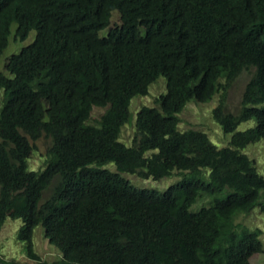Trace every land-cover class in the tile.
<instances>
[{
  "label": "trees",
  "instance_id": "trees-1",
  "mask_svg": "<svg viewBox=\"0 0 264 264\" xmlns=\"http://www.w3.org/2000/svg\"><path fill=\"white\" fill-rule=\"evenodd\" d=\"M11 24L14 39L35 36L0 71V228L21 220L27 256L39 260L40 225L61 256L52 264H251L261 230L234 221L264 212V175L243 151L264 140V0H0V55ZM243 72L232 112L227 92ZM161 76L165 91L122 141L131 99ZM216 95L212 118L231 133L221 147L177 128L188 102ZM94 106L104 111L93 121ZM42 137L47 155L32 168ZM176 171L187 175L163 192L119 174ZM198 200L207 205L191 210ZM0 264L17 263L0 253Z\"/></svg>",
  "mask_w": 264,
  "mask_h": 264
},
{
  "label": "rangeland",
  "instance_id": "rangeland-1",
  "mask_svg": "<svg viewBox=\"0 0 264 264\" xmlns=\"http://www.w3.org/2000/svg\"><path fill=\"white\" fill-rule=\"evenodd\" d=\"M118 14L116 12L112 16V23H117ZM111 26V25H110ZM15 25L12 26L11 30L13 32ZM104 32L101 31V34ZM35 36V31H30L29 35L24 40L14 39L10 37L9 44L3 50L0 55V71H3L5 74L8 73L5 70L6 60L11 54L16 53L20 48L28 43H30ZM14 39V40H13ZM28 39V40H27ZM248 74L243 72L238 78H236L231 86L228 89L226 102L227 108L229 111L236 112L240 107V97L245 82L247 81ZM164 83V84H163ZM165 91V78L159 77L156 82L152 83L149 86L147 95H137L134 96L129 105V112L131 114V120L125 124L134 123L135 112L142 105L152 106L154 105L153 100L161 92ZM0 92V97H1ZM218 95L214 96L211 100L204 103H196L190 101L186 104L184 109L178 114L179 123L177 124L179 130H185L189 128L199 129L208 134L210 139L219 147L227 146L230 139L231 133H224L219 126L212 118V109L215 107L218 101ZM103 108L93 107L91 112V119L94 121L100 114L103 112ZM254 125V120L250 119L240 123L237 127V130H244ZM131 125L128 127L122 128V136L125 142H129L132 135ZM36 144V148L33 150V153L29 158V165L32 168H39L43 163V156L47 155V148L49 146V141L46 138H40ZM36 142V143H37ZM126 144V143H125ZM38 149V150H37ZM250 158L254 159L257 171L264 175V140L260 139L254 143L248 144L243 150ZM35 152V153H34ZM44 153V154H43ZM106 168L114 170V164L108 163L105 165ZM122 177L130 181V183L136 187L142 188H155L161 192L164 191L168 186L175 184L179 179H182L183 176H186L187 173L182 175L181 172H173L169 175L164 176L165 178L161 180H154L152 178H141L134 174L130 173H120ZM170 184V185H169ZM201 200H198L190 209L197 210L202 206ZM206 203V201L204 202ZM235 224H240L250 229L258 228L260 229L259 238L263 246L262 252L254 253L250 258L251 264H264V212L260 211L258 207H254L251 212L248 214L239 215L235 218ZM21 225V220L19 218L12 219L7 218L0 228V253L1 256L6 260L13 261L17 264H52L60 260L61 256L59 250L55 245L50 244L49 240L45 238L43 234V228L38 225L33 230L32 235V244L33 250L39 257V260H34L27 256L23 251V244L18 239V228Z\"/></svg>",
  "mask_w": 264,
  "mask_h": 264
},
{
  "label": "bare ground",
  "instance_id": "bare-ground-1",
  "mask_svg": "<svg viewBox=\"0 0 264 264\" xmlns=\"http://www.w3.org/2000/svg\"><path fill=\"white\" fill-rule=\"evenodd\" d=\"M11 26H13L12 24H11ZM12 28V27H11ZM15 30V29H14ZM14 30H13V32H12V30L10 31V34H9V38L10 37H14ZM28 38V37H27ZM17 39V38H16ZM15 39V40H16ZM14 40V39H13ZM28 40V39H27ZM10 42V41H9ZM8 58V57H7ZM193 129V128H192ZM197 130H199V129H197ZM38 138V137H37ZM122 140V139H121ZM34 141H37L36 139H34ZM123 141V140H122ZM125 142V141H124ZM127 143V142H126ZM36 144H38V142L36 143ZM35 144V145H36ZM34 150V149H33ZM38 150V149H37ZM157 152V151H156ZM35 153V152H34ZM44 154V153H43ZM31 155V154H30ZM47 163V162H46ZM44 164V163H43ZM42 167V166H41ZM31 171V170H30ZM34 171V170H33ZM163 178H165V177H163ZM163 178H161V179H163ZM161 179H159V180H161ZM180 180V179H179ZM170 185V184H169ZM57 248V247H56ZM58 249V248H57Z\"/></svg>",
  "mask_w": 264,
  "mask_h": 264
},
{
  "label": "clouds",
  "instance_id": "clouds-1",
  "mask_svg": "<svg viewBox=\"0 0 264 264\" xmlns=\"http://www.w3.org/2000/svg\"><path fill=\"white\" fill-rule=\"evenodd\" d=\"M94 107H97V106H94ZM100 108H102V107H100ZM104 109V108H103ZM104 111V110H103ZM128 125H131V130H132V132H133V130H134V126L132 125V123H130V124H128ZM128 125L127 126H124V127H128ZM177 128H178V126H177ZM178 130H179V128H178ZM131 139V138H130ZM130 141V140H129ZM129 143V142H128ZM110 163V162H109ZM108 164V163H107ZM111 170V169H110ZM112 171H116V167L114 166V170H112ZM121 173V172H120ZM119 173V174H120Z\"/></svg>",
  "mask_w": 264,
  "mask_h": 264
}]
</instances>
